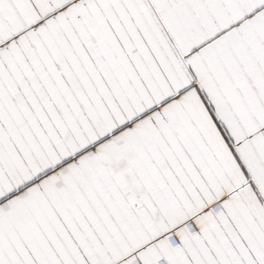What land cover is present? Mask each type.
Masks as SVG:
<instances>
[{"label":"snow or ice","instance_id":"6c2138e0","mask_svg":"<svg viewBox=\"0 0 264 264\" xmlns=\"http://www.w3.org/2000/svg\"><path fill=\"white\" fill-rule=\"evenodd\" d=\"M0 264H264V0H0Z\"/></svg>","mask_w":264,"mask_h":264}]
</instances>
